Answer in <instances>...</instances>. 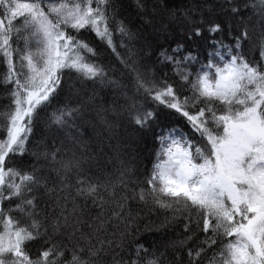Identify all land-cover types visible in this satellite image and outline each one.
Returning <instances> with one entry per match:
<instances>
[{"label":"snow or ice","instance_id":"6c2138e0","mask_svg":"<svg viewBox=\"0 0 264 264\" xmlns=\"http://www.w3.org/2000/svg\"><path fill=\"white\" fill-rule=\"evenodd\" d=\"M209 3L0 0V264H264V0Z\"/></svg>","mask_w":264,"mask_h":264},{"label":"trees","instance_id":"16d2710c","mask_svg":"<svg viewBox=\"0 0 264 264\" xmlns=\"http://www.w3.org/2000/svg\"><path fill=\"white\" fill-rule=\"evenodd\" d=\"M174 2H179V0H174ZM185 3H192V0H184ZM211 2L212 0H210V3H209V7L211 5ZM174 27H176L178 29V24L175 25ZM2 70V69H0ZM7 103L6 100H4V97H3V93L0 92V113L3 112L4 110V105ZM184 121H180L179 124H177V127H183L184 126ZM185 131H189L186 127L184 128ZM151 144L149 145V149L146 150L145 152V157H147V160H145L146 163H148V166L151 167V163L149 161L151 160H154L155 159V152L151 151ZM156 147H158V145H156ZM151 219L153 220H156L157 217L156 216H152ZM182 228V226H181ZM180 229H176V231H173V232H170V235L175 237L176 236V233L179 231Z\"/></svg>","mask_w":264,"mask_h":264}]
</instances>
